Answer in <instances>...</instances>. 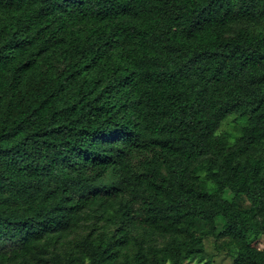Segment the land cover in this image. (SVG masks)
Wrapping results in <instances>:
<instances>
[{
  "label": "trees",
  "instance_id": "16d2710c",
  "mask_svg": "<svg viewBox=\"0 0 264 264\" xmlns=\"http://www.w3.org/2000/svg\"><path fill=\"white\" fill-rule=\"evenodd\" d=\"M220 218L264 264V0H0V264L203 261Z\"/></svg>",
  "mask_w": 264,
  "mask_h": 264
},
{
  "label": "rangeland",
  "instance_id": "374dc122",
  "mask_svg": "<svg viewBox=\"0 0 264 264\" xmlns=\"http://www.w3.org/2000/svg\"><path fill=\"white\" fill-rule=\"evenodd\" d=\"M248 122V115L240 117L236 115L228 116L221 124L219 134L225 136L228 139L230 146H235L237 139L242 134L243 127ZM201 180L208 181L211 191H214V186L207 177V172L202 171L199 173ZM113 175L109 174L104 181L108 183L113 182ZM231 193L228 192L227 198H231ZM237 205L240 209L256 213L257 206L251 203L246 197H241L237 200ZM93 220H87L82 222L76 229H74L69 236L65 239L62 248L64 252H68L66 249L70 245L78 244L82 240L93 236L95 237L98 233L103 232L102 228L97 229L96 225H92ZM203 224V223H202ZM97 229V230H96ZM94 231V232H93ZM224 221L218 219L217 231L213 235H209L205 238V260L200 261H188L184 264H234V258L237 255V246L230 243L229 239L223 236ZM93 234V235H92ZM95 234V235H94ZM250 242L258 249H264V236L260 235L254 237L250 236ZM13 245L9 244L6 246L7 249H11Z\"/></svg>",
  "mask_w": 264,
  "mask_h": 264
}]
</instances>
